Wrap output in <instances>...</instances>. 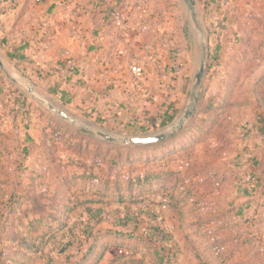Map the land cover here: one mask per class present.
Listing matches in <instances>:
<instances>
[{
	"label": "rangeland",
	"instance_id": "obj_1",
	"mask_svg": "<svg viewBox=\"0 0 264 264\" xmlns=\"http://www.w3.org/2000/svg\"><path fill=\"white\" fill-rule=\"evenodd\" d=\"M27 1L0 0V13ZM81 1L56 2L65 23L53 43ZM101 1L84 0L93 10ZM125 5L121 55L108 72L129 101L121 113L105 93L88 98L72 85L67 68L41 72L34 61L44 53L15 60L0 46V264H264V134L248 130L264 118V0ZM61 59L81 67L69 50ZM57 85L71 88L72 103ZM162 110L175 115L164 127L128 124L134 115L152 126ZM181 119L164 139L124 141L157 137Z\"/></svg>",
	"mask_w": 264,
	"mask_h": 264
},
{
	"label": "crops",
	"instance_id": "obj_2",
	"mask_svg": "<svg viewBox=\"0 0 264 264\" xmlns=\"http://www.w3.org/2000/svg\"><path fill=\"white\" fill-rule=\"evenodd\" d=\"M26 2L21 9H15L10 12V10L2 11L0 13V35H6L11 44L16 46L19 42L26 40L30 42V47L27 49V55L33 54L36 50V54L41 55L42 53L45 56L37 62L41 67V70L48 73L49 65L54 67V70L67 68L66 72L69 75V78H72L73 81L77 79H82L85 81L87 90L92 94H103L105 93L106 98L109 102H124L128 106V102L122 97L118 96L119 93V83L117 80L109 78L111 76L108 72L112 73L116 70V55L120 56V43L123 40L124 33L121 32V29L118 30V24L107 28L104 26H93V20L91 16V9L82 10L77 9L76 6L72 7L71 12L75 14L71 20H68V29L70 32L64 36H61V44H56L54 42L55 37L58 35L57 28L62 26L65 23L64 21L59 20L58 15H60V9L58 6L53 7L52 10H49L50 4H38L35 2ZM59 2V1H58ZM2 5V3H1ZM36 11L34 14L33 11ZM16 11L19 12L18 17L16 18V24L14 26H7L5 17L8 15H14ZM71 13V14H72ZM76 18H74L75 16ZM120 21H118L119 23ZM131 33V30H128ZM20 32V33H19ZM125 32H127L125 30ZM16 34V36H14ZM54 34V37L52 36ZM96 35V36H93ZM21 35V37H17ZM16 37V38H14ZM18 40L15 44L14 42ZM58 45V46H55ZM61 45V46H59ZM54 46V48H53ZM52 49V50H50ZM57 49V50H56ZM69 50V54L74 57L80 56V61L78 62L79 74L72 75L69 71L70 66L67 63H62L61 54ZM53 52V53H52ZM52 53L51 58L47 57L46 54ZM42 54V55H44ZM60 57V58H59ZM76 60V59H75ZM83 65V66H82ZM74 67V66H71ZM78 67V66H77ZM83 67V68H82ZM81 69V70H80ZM91 71H95V75H88ZM65 72V73H66ZM99 79L101 83L107 82V86L103 90L99 88L95 81ZM109 80V81H108ZM74 84H77L74 82ZM127 99V98H126ZM112 106V105H111ZM264 108V103H263ZM264 169L261 166L259 171Z\"/></svg>",
	"mask_w": 264,
	"mask_h": 264
},
{
	"label": "trees",
	"instance_id": "obj_3",
	"mask_svg": "<svg viewBox=\"0 0 264 264\" xmlns=\"http://www.w3.org/2000/svg\"><path fill=\"white\" fill-rule=\"evenodd\" d=\"M9 1L16 2L18 0H9ZM37 1L41 2L42 4L46 2V1L43 2V0H37ZM48 1L50 2L49 10H52L53 7H55V5L57 4L56 2L62 1V0H48ZM81 2H82V6H80L81 3H79V4H77L76 8L77 9L81 8L82 10L90 8L92 20H94V22L99 21L100 22V25L98 24L99 26L105 25L107 28L117 25L118 18H121L123 12L125 11V7H126V5H125L126 0H104V1H101V2H103V4L98 9H95V10H93L91 8L90 4H87V2H84V0ZM104 2H105V4H104ZM95 17H97L98 19L96 20ZM30 45H31L30 42L23 40L17 46H13L11 44V41L9 40V38L6 35H0V46L7 50L8 55L12 59L17 60L18 53L20 51H24V50L29 49ZM37 68L41 72H43L41 70V67L37 66ZM69 71L72 75H75V74L78 75L79 74V69L77 68V66L69 68ZM69 80L71 82L72 78H69ZM74 82L77 84H72V85L79 86L82 89H85L86 95H88V98H90L92 93H90L89 90H87L86 85H85V81L82 79H77V80L73 81L72 83H74ZM54 89L56 91L57 96L60 98L61 101H63V103L70 104L74 100V94L71 91L70 87L67 88L66 86L57 85V86H55ZM112 106H115V109H117L116 111L119 113H121L119 110V107L125 108V109L128 108L127 104H125L123 101L122 102L117 101ZM158 110H160V109H158ZM87 112L89 115H94L96 112V109L91 108ZM153 114L155 116L158 114L157 117L160 119V122L153 123L152 126H149L147 124H143L139 120V116H134V115L130 116L128 124H129V126H132L134 128V132H142V131H148L151 128L156 129V128L164 127V126L168 125L169 123H171L173 121V119L175 118V115L172 114L168 110H164V111L162 110V112H159V113L157 111L156 113H153ZM99 116L100 115L98 114L96 117H99ZM98 120H100L101 123L105 122L104 118L102 119L101 116L99 117ZM255 125H256L255 127L251 125L248 129L250 132L253 133V136L257 137L260 134H264V118H263V120L257 121V123ZM165 137L166 136H164L162 139H164ZM100 155H101V153H98L96 155V157H99ZM252 176H253V178H250V181H255V180L258 181V174L256 172H252ZM255 177H257V178H255ZM146 181H148V180L146 179ZM252 183L254 184L255 182H252ZM245 205L247 206L248 203H246ZM89 210L91 211V210H93V208H89ZM71 243H72V241L69 240L66 243V245L64 246V248H62L61 251H65Z\"/></svg>",
	"mask_w": 264,
	"mask_h": 264
},
{
	"label": "water",
	"instance_id": "obj_4",
	"mask_svg": "<svg viewBox=\"0 0 264 264\" xmlns=\"http://www.w3.org/2000/svg\"><path fill=\"white\" fill-rule=\"evenodd\" d=\"M191 3H194V0H190ZM0 68L1 70H6V66H5V61H4V58L2 56V53H1V50H0ZM205 71V64L204 62H201L200 64V70L197 74V84L200 83L201 81V78H202V75ZM37 99H39L42 103L46 104L49 106V108L53 109V110H57L56 107L54 106V104L52 102H50L49 100L45 99V98H42L40 96H35ZM62 115L63 116H66L63 112H62ZM183 124V119H181L180 121L174 123L169 129H164L162 130L159 135L156 137L154 135H140V136H136V137H133L131 139H124L125 142H133V143H139V142H152V141H155L157 139H162L164 136H167L170 131H173L175 130L176 128L180 127L181 125ZM107 138L110 140V141H115L117 140L118 138H115V137H111V136H107Z\"/></svg>",
	"mask_w": 264,
	"mask_h": 264
},
{
	"label": "built area",
	"instance_id": "obj_5",
	"mask_svg": "<svg viewBox=\"0 0 264 264\" xmlns=\"http://www.w3.org/2000/svg\"><path fill=\"white\" fill-rule=\"evenodd\" d=\"M133 70L138 74V73H141V68L138 67V66H134L133 67Z\"/></svg>",
	"mask_w": 264,
	"mask_h": 264
}]
</instances>
